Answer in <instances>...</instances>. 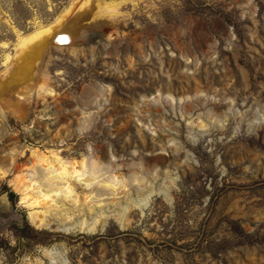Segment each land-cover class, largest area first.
I'll list each match as a JSON object with an SVG mask.
<instances>
[{"label": "rangeland", "instance_id": "rangeland-1", "mask_svg": "<svg viewBox=\"0 0 264 264\" xmlns=\"http://www.w3.org/2000/svg\"><path fill=\"white\" fill-rule=\"evenodd\" d=\"M81 1L0 0V81L22 36L65 9L58 30L78 31L39 52L34 82L52 93L24 120L7 113L0 161L23 147L15 172L42 177L28 147L84 159L80 199L109 211L152 193L124 226L66 233L32 225L0 180V264H50L42 249L63 246L69 264H264V0H104L103 40L94 0L72 12Z\"/></svg>", "mask_w": 264, "mask_h": 264}, {"label": "bare ground", "instance_id": "bare-ground-1", "mask_svg": "<svg viewBox=\"0 0 264 264\" xmlns=\"http://www.w3.org/2000/svg\"><path fill=\"white\" fill-rule=\"evenodd\" d=\"M94 1L97 10L91 16V20L95 22L103 16L98 9L104 0ZM87 2L88 0H82L72 12L75 13L83 6L88 5ZM68 12L69 10L65 9L55 22L36 30L35 38L29 40V37L25 35L20 38V43H24L26 46L20 62L11 72L9 78L0 81V140L4 133H8L5 128V116L8 112H11L19 120H24L32 98L48 95L51 92L52 89L45 82L43 83L39 79L34 82L37 67L40 64L38 55L42 48L48 47L49 44L61 46L76 41L78 31L69 26V21L66 22L65 31L58 30L59 24H63L66 20ZM96 25H98L97 21L94 26ZM102 27H98L100 30L96 29L99 36H106L101 37V40L109 37V34L105 35ZM27 149L30 151L33 162L31 168L36 164L43 166L46 171L45 176L38 177L23 171L15 172L18 166L17 158L24 153V148L11 147L8 149L9 151L5 152L6 160L0 161V180L13 176L9 181L13 189L19 193L20 202L27 208L29 222L37 228L49 229L55 226L56 229L66 233L75 231L94 233L99 226H104L109 216H113L121 226H124L129 221L127 212L131 207L137 206L142 211L149 202L152 189L148 190L146 194L142 192L145 195L141 197L127 200L124 204L119 203L110 211L100 203L102 200L100 202L94 200L93 203H89L88 201L92 199L91 193H84L83 198L80 199L76 190V184L91 190L93 178L85 176L84 159L80 162L77 160L67 161L56 149L46 151L33 147ZM105 186L114 189L111 183H106ZM112 202L114 201L112 200ZM64 248L63 246V250H58L56 247L50 249L45 247L42 249V254L47 257L50 264H69ZM42 263L41 258H35L34 264ZM28 264L30 263L28 262Z\"/></svg>", "mask_w": 264, "mask_h": 264}]
</instances>
